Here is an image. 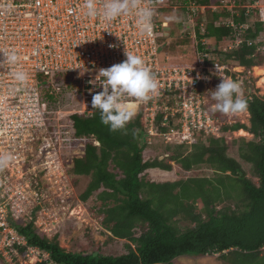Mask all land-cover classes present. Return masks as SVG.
Returning a JSON list of instances; mask_svg holds the SVG:
<instances>
[{
  "label": "trees",
  "instance_id": "16d2710c",
  "mask_svg": "<svg viewBox=\"0 0 264 264\" xmlns=\"http://www.w3.org/2000/svg\"><path fill=\"white\" fill-rule=\"evenodd\" d=\"M221 15H213L204 33L198 23V37L217 42L228 38L229 28L215 26ZM263 30V22L257 20L245 34L251 43L245 40L231 49L216 50L212 60L244 66L246 70L264 64V42L257 40ZM226 72L233 78L237 75L229 69ZM54 80L62 85V91L57 96L46 95L53 103L65 99L72 92L68 87L77 84L73 73H59ZM67 97L69 102L70 94ZM243 98L247 100L250 123H226L221 130L244 129L253 135L252 139H240L238 151L241 159L251 165L256 182L247 176L241 161L229 155L225 135H206V142H194L191 150L178 144L169 161L159 156L145 159L142 114L124 129L112 132L101 123L98 110L75 112L70 116L74 135L87 141L83 154L74 159L71 172L91 177L80 198L87 201L94 197L100 202L95 208L102 214L103 229L109 238L124 240L127 252L113 255L67 250L60 245L58 234L48 237L34 221L13 226L29 245L48 252L58 264H172L185 254L218 255L229 264H264V96L253 92L243 94ZM172 161L185 171L207 164L217 175L165 182L145 178L150 168L171 170ZM228 201L233 205H225ZM182 222L190 225L183 228Z\"/></svg>",
  "mask_w": 264,
  "mask_h": 264
},
{
  "label": "built area",
  "instance_id": "2783aa9c",
  "mask_svg": "<svg viewBox=\"0 0 264 264\" xmlns=\"http://www.w3.org/2000/svg\"><path fill=\"white\" fill-rule=\"evenodd\" d=\"M168 1L140 0L155 12L152 34L146 36L140 34L134 16L112 21L105 20L103 15L86 16L85 0H0V51L15 49L20 56L15 67L30 75L28 84L19 86L12 77L14 69L0 68V138L40 136L49 132L52 121L62 118V114L71 122L70 116L75 112L92 113V98L103 89L90 81L95 80L99 69L126 60V50L144 59L159 84L158 93L146 102L127 98L128 103L136 105L137 114H142L149 139L160 136L166 142L193 144L200 133L219 136L221 128L212 111L211 91L216 89L213 85L216 76L220 79L226 75V67L212 60L214 55L206 36L198 42L197 64L180 66L161 57L158 31L168 26V21L162 19V13L170 7ZM96 3L100 8L103 0ZM183 9L184 31L192 37L198 35L196 18L200 13L222 11L215 26L230 29L228 38L234 42L230 49L245 40L251 43L245 35L248 29L257 20L264 24V3L260 4L259 0H212L208 4L184 0ZM253 15H257L254 23ZM199 26L204 33L206 24L200 22ZM84 66L88 72L80 77ZM63 72L76 77L84 109L63 111L59 100L53 103L46 97L57 96L62 91V85L56 84L54 78ZM244 76L238 73L235 78L230 77L241 84ZM6 186L7 178L0 172V262L22 264L17 257L34 253L36 262L58 264L49 258L48 252L29 245L26 237L10 223L13 196Z\"/></svg>",
  "mask_w": 264,
  "mask_h": 264
},
{
  "label": "rangeland",
  "instance_id": "374dc122",
  "mask_svg": "<svg viewBox=\"0 0 264 264\" xmlns=\"http://www.w3.org/2000/svg\"><path fill=\"white\" fill-rule=\"evenodd\" d=\"M168 3L170 7L164 14L162 13V19L168 21V26L161 27L158 31L160 55L163 59L174 62L175 65L191 66L197 64L200 58L198 53L200 38L198 35L192 37L184 31L186 14L183 9L184 0H169ZM259 3H264V0H259ZM218 11L220 10L216 12L206 10L204 14L200 13L196 18L197 24L200 22L206 24L212 20L214 14L223 13ZM256 17L257 15H253V23ZM259 41L264 42V30ZM233 44L234 42L229 38L220 42L211 38L208 39V47L212 48V55H216V50L230 49ZM215 61L217 60L215 59ZM224 66L226 70L229 69L237 74L246 75L241 82L243 94L256 92L264 96V64L253 66L248 70H244V67L241 68L240 65L236 64L229 63L228 65L224 64ZM224 76L231 79V75L227 72ZM240 79L242 80L243 77H240ZM221 81L222 78L218 79L216 76L213 85L217 87ZM77 84L73 83L71 87H68L70 88L69 91H72L67 94V96L70 94V100L67 102L66 98L68 97L66 96L58 104L61 110L84 109L80 91L77 92ZM137 112L136 115H138ZM215 116L218 118L220 128L226 123L237 121L245 124L250 123V113L247 109L235 115H225L218 112ZM61 117L60 119L58 117L54 119L50 131L43 132L40 136H7L0 138V156L6 154L12 156L8 166L0 168L1 176L7 178L6 189L13 196L9 206L13 216L9 218V221L12 224L21 225L34 221L37 229L48 237L58 234L60 245L67 250L89 253L101 252L113 255L126 253V242L109 238L107 232L103 229L100 220L102 214L96 209L100 202L95 201L94 197H90L87 201H82L80 198L91 177L76 175L71 172V169L74 165V159L83 154L87 140L75 137L69 119L64 114ZM246 132L245 134L241 133V129L227 132L221 130L220 135L226 136L229 155L239 159L247 176L256 182L258 178L253 175L251 165L241 159L238 151L242 137L246 139L253 138L251 133ZM143 138L146 141L143 153L145 159L159 156L169 161V155L174 152V148L178 145L174 142H166L165 138L160 136H153L151 139L145 138V136ZM205 138L206 135L198 134L195 142L200 139L206 142ZM95 143L98 144V142ZM185 145L187 146L186 150H191V144ZM172 165L171 170L150 168L144 173L145 178L165 182L188 176L215 177L217 175L207 164L194 166L191 171L183 170L181 165L174 161H172ZM226 204L233 205V202L228 201ZM180 224L184 228V225L189 223L182 222ZM23 256L24 258L21 259L17 257V260L22 261V264L37 263L34 253H30L29 257ZM0 264L6 263L0 262ZM172 264L229 263L221 260L218 255L196 256L185 254L176 257Z\"/></svg>",
  "mask_w": 264,
  "mask_h": 264
},
{
  "label": "clouds",
  "instance_id": "9594fccd",
  "mask_svg": "<svg viewBox=\"0 0 264 264\" xmlns=\"http://www.w3.org/2000/svg\"><path fill=\"white\" fill-rule=\"evenodd\" d=\"M85 15L95 17L103 15L107 21L123 16H134L136 26L141 35L152 34L154 9L144 6L140 0H103L100 8L96 0H85L83 5ZM0 68L14 69L12 77L19 86H25L30 80L27 71L16 68L20 56L15 49L0 51ZM80 77L88 69L81 67ZM219 70V69H218ZM103 90L96 93L91 101L92 109L98 110L101 123L108 126L110 131L122 130L136 115L135 105L128 103L127 98H135L138 102H146L158 93L159 84L151 69L146 66L144 59L126 50V60L108 68L99 69L95 80ZM213 112L225 115H235L247 109V100L243 98L241 84L238 81L222 77L221 83L211 91ZM145 132V131H144ZM145 132V138H146ZM12 156H0V168L7 167Z\"/></svg>",
  "mask_w": 264,
  "mask_h": 264
},
{
  "label": "bare ground",
  "instance_id": "6f19581e",
  "mask_svg": "<svg viewBox=\"0 0 264 264\" xmlns=\"http://www.w3.org/2000/svg\"><path fill=\"white\" fill-rule=\"evenodd\" d=\"M241 133H244V134H245V133H247V132H246L244 129H241Z\"/></svg>",
  "mask_w": 264,
  "mask_h": 264
}]
</instances>
